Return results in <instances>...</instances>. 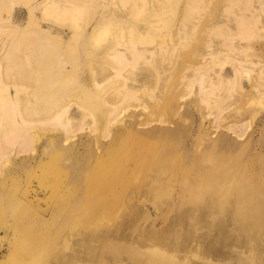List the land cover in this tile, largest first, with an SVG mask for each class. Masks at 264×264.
<instances>
[{
  "label": "rangeland",
  "instance_id": "374dc122",
  "mask_svg": "<svg viewBox=\"0 0 264 264\" xmlns=\"http://www.w3.org/2000/svg\"><path fill=\"white\" fill-rule=\"evenodd\" d=\"M38 1L0 0V264H264V0Z\"/></svg>",
  "mask_w": 264,
  "mask_h": 264
},
{
  "label": "bare ground",
  "instance_id": "6f19581e",
  "mask_svg": "<svg viewBox=\"0 0 264 264\" xmlns=\"http://www.w3.org/2000/svg\"><path fill=\"white\" fill-rule=\"evenodd\" d=\"M54 2H56V1H54ZM57 4H58L57 11L61 12V15L65 16V17L61 16L64 19V21H61L60 23L56 22L57 23L56 25L59 28H61V29H69V30H71V32H73V29H74V25H72L73 22L72 21L69 22L67 19L68 18H72V17H74L76 15V14H74L72 16H69L77 8V6L79 4V1H75V0H61V3L57 2ZM44 5H45V1L41 0V1L36 2L35 4L26 6L28 11H29V19H30V21H32L34 19L36 8H38V7H42L43 8ZM47 7H46V9H48ZM8 11H12V10H8ZM9 14H11V12ZM111 15H116V14H114V12L111 11L110 15L102 13V14H99L98 16H96V18L94 19V21H93V23H92V25L90 27V28H92L91 31H90V35H91L92 38H96V37H98L99 34H105L106 32L111 31V28L110 29H108V28H109L110 25L113 24V21H115V18H116V17L111 16ZM7 21H8V19H6L0 13V23L3 24L4 22H6L5 24L7 25V23L9 22V21L8 22ZM240 25L242 26V27L240 26L242 31L245 32V30L248 29L247 28L248 26L246 25L245 21H241ZM26 27L27 26H25V29H26ZM38 32L41 33V34L45 33L46 34V36H45L46 39L57 38V39L63 40L62 39L63 35H60V34L55 35L52 32H50L49 30L42 28L41 26H40V28H38ZM108 51L109 52L107 54L109 56L113 57V59L115 61V66H112V68L114 70L113 76H119V68L125 63L126 56H125V54H124V52L122 50H120V49H118L116 47V44H113L108 49ZM5 53H7V51ZM5 55H7V54H5ZM68 73L71 74L70 70L67 71V74ZM95 85H96V87H101L103 85V82L101 83L99 81H95ZM58 117H59V115L57 114L55 116V118H58ZM64 126H66V125H64ZM2 153H3V147L0 149V157L2 156Z\"/></svg>",
  "mask_w": 264,
  "mask_h": 264
}]
</instances>
